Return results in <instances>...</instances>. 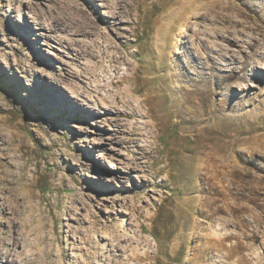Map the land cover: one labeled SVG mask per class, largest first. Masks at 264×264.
Instances as JSON below:
<instances>
[{"label":"rangeland","instance_id":"374dc122","mask_svg":"<svg viewBox=\"0 0 264 264\" xmlns=\"http://www.w3.org/2000/svg\"><path fill=\"white\" fill-rule=\"evenodd\" d=\"M86 1L91 9L99 10V14L106 18L99 0ZM172 1L142 0L140 8L149 7L150 12L126 27L134 34L120 38L126 43L120 48L122 54L134 56L130 60L132 66L158 67L159 79L154 80L156 90L167 93L172 86L166 79L168 65L172 62L169 50L173 45L171 56L194 73L202 67L210 68L206 57L210 51L225 46L223 39L228 36L238 41V46L231 48L234 61L228 62L229 68L241 69L246 58L253 57V50L248 48L251 34L240 26L231 27L235 22L224 24L212 12L199 8L180 26L161 15L160 7ZM201 2L204 0H197L195 5ZM221 2H234L242 13L251 9L264 17L260 0ZM45 7L43 0H10L0 10V18L5 27L14 26L26 36L27 25L34 24L33 13L42 12ZM2 35L0 31V154L18 159L20 170H15V180L10 188L17 190L19 201L23 202L25 187L32 191H28L32 196L31 213H27L21 224L30 249L43 255L48 263L54 259L55 264H119L132 256L129 251L123 256H114L109 250L114 243L112 239L140 236L149 241L151 252L158 249L156 258L149 264H264V73L253 78L249 67L238 70L242 78L236 80L230 90L220 92L222 97L230 96L236 106L235 111H227L219 119L216 130L225 133L226 139L212 141L224 149L223 163H227L224 173H210L207 175L210 184L205 185V176L197 173L198 162L191 150L194 143L190 139L194 138V130L183 124L168 123L162 139L168 140L165 151L169 152V159L155 166L161 168V174L154 179L156 188L137 193L133 200L126 201L123 200L127 196L126 189L134 188L138 182L134 172H130L133 176L130 177L117 162H125L133 156V149L127 148L122 141V137L129 136L131 120L121 121L122 125L118 127L109 117L104 118V114L91 107L83 117L73 118L70 109L74 107L76 97L55 80V75L75 80L83 68L82 63L90 65L94 60L76 59L65 47L47 46L42 42H31L32 48L28 50L22 38L10 43L7 36ZM154 37H157V45ZM162 44L166 46V53L157 60L153 50ZM28 52L47 66L41 82L55 87L56 96L59 100L63 98L58 105H52L44 95L35 103L24 94L31 77L18 70L15 64L22 62ZM260 52L264 50L260 49ZM104 53L108 54L106 50ZM254 60L260 62L256 56ZM37 63L40 65L41 62L38 60ZM228 63L222 62L226 71ZM260 65L264 68V60ZM103 66L109 71L113 67L107 60L103 61ZM124 68L122 66L121 73ZM93 76L99 82L102 69L93 68ZM178 84L185 85L182 81ZM92 95L89 94L88 98ZM50 97L55 100L53 95ZM176 120L171 118L170 121ZM233 138L237 141L234 142ZM162 139L157 141L159 147L164 146ZM107 154L114 159H108ZM82 164L91 167L82 170ZM98 177L101 186L106 188L100 204L107 205V208L99 205L82 210L78 204L79 194L86 189V181L94 183ZM209 185L211 193L206 196ZM122 201L129 205L132 202L131 205L137 208L141 206L140 219L129 209L120 210L118 204ZM68 207L74 208L75 212L81 211L83 218L85 216L78 250L74 249L72 238L62 232ZM49 224L54 237H58L54 243H51ZM2 225L0 221V228ZM191 232L200 239L213 240L210 262L201 259L203 245L189 240ZM216 233L225 239L227 257L226 249H217L219 238L213 236ZM252 233L258 235L256 243L249 239ZM130 263L135 264L134 260Z\"/></svg>","mask_w":264,"mask_h":264},{"label":"bare ground","instance_id":"6f19581e","mask_svg":"<svg viewBox=\"0 0 264 264\" xmlns=\"http://www.w3.org/2000/svg\"><path fill=\"white\" fill-rule=\"evenodd\" d=\"M8 1L10 0H0V10ZM99 1L106 11V18L99 14V10L91 9L86 0H43L46 7L43 11L41 10L42 12L35 11L33 13L34 24L27 25L26 29L29 31L26 34L24 32L26 36H23V33L14 26L5 27L1 18L0 31L5 37L7 36L10 43H14L18 37L22 38L28 50L32 48L31 42L35 44L42 42L47 46L55 44L58 47H65L76 59L89 58L94 60L90 65L82 63L83 68L75 80H70L63 75H55V80L67 87L76 97L77 101L74 102V107L70 109L73 118L83 117V113H86L87 109L91 107L95 112L104 114V118L109 117L118 127L122 125L121 121L131 120L129 133L127 132L129 136L121 137L126 147L133 149V156L125 162L118 161L117 163L129 173L130 177H133L130 172H134L138 184L134 188L126 189L125 194L127 196L123 200L131 201L137 193L148 192L150 188H156L154 179L161 174V168H155V166L169 159V152L165 151L168 140L162 139V133L168 123L183 124V126L191 127L194 130V138L190 140L194 143L191 150L198 162L196 170L198 174L202 173L205 176V185L210 184L207 175L212 172L224 173L223 170L227 166L225 165L227 163H223L225 160L224 149L212 142L214 139L218 141L226 139L225 133L224 135L223 132L216 130L220 125L219 119L224 117L227 111L232 112L236 109V106L231 102V97L228 95L226 98L222 97L220 92L230 90L236 80L242 78L238 70L249 67L253 78H258L264 73V68L260 65L264 60V52H260V49L264 50V17L258 16L256 11L251 9H246L244 14L234 2L223 3L221 0H204V3L201 2L200 5H195L197 0H173L169 5L160 7L161 15L180 26L185 24L186 19L197 12L199 8H205L224 24L235 22V25H231V27L240 26L244 31L249 32L251 38L248 48L253 50V57L248 56L241 69L229 68L228 62L234 61L231 48L237 47L238 41L231 36L225 37L223 39L225 46L220 47L219 50L210 51L206 57L211 64L210 68L202 67L194 73L187 71L178 63L175 56H171L173 45L172 49L169 50V57L172 58V62L168 65L166 79L172 86L166 93L162 90H156L154 87V80L159 79L158 67H150L151 65L144 68L139 65L132 66L130 60L134 56L126 53L123 55L120 51V48L126 45L120 38L134 34L126 27H130L134 21L147 15L150 8H140L142 0ZM260 1L264 9V0ZM242 17L243 19H241ZM156 38L154 37L155 45L158 43ZM165 47L162 44L153 50L157 60L163 53H166ZM104 50L107 51V55ZM254 56L260 62L255 61ZM38 60L41 62L40 65L37 63ZM104 60L113 65L110 71L103 66ZM222 62L228 63L225 65L228 71L223 69ZM10 66L12 65L10 64ZM15 66L28 78L31 77L30 80H27L31 82L24 93L28 99L37 103L38 97L44 95L52 101V105H58L63 100L62 97L59 100L60 98L56 96L55 87L41 82L47 66L39 57L37 59L28 52L26 58ZM122 66L125 67L123 73H121ZM93 68L102 69L103 76L99 82L95 81ZM180 81L184 82L185 85H179ZM92 93V98L89 99L88 95ZM50 95H53L55 100H52ZM65 104L70 106L67 102ZM171 118L178 120L173 122L170 121ZM178 136L182 137L179 134ZM161 139L164 144L163 147H159L157 144V141ZM232 140L237 141L236 138ZM13 157L0 154V221L3 224L0 228V264H55L54 259L48 263L43 255L37 251L34 252L30 249L31 247L27 246L28 243L26 244V235L22 231L21 224L27 218V213L31 211L29 209L32 205V196L29 192L32 191L25 187L23 190L25 197L21 199L23 202H20L17 190L15 188L11 190L10 185L15 180L13 175L17 170H20L18 159ZM107 158L114 159L110 154H107ZM81 166L82 170L91 167V165L85 164ZM29 181H31L30 178ZM26 184L28 185V183ZM86 186V189L81 190L82 193L79 194L78 204L82 210L85 207H97L99 205L107 208V205L100 204L101 199L104 198L103 195L106 194L105 186H101V178L98 177L94 183L86 181ZM210 188L209 185L205 191L206 196L211 193ZM145 196L149 198L147 193ZM131 203L129 205L122 201L118 207L120 210L129 209L128 211L132 215L140 219L138 214L141 206L137 208ZM66 211L62 232L72 238L74 249L78 250L82 241L81 232L84 228L83 219L85 216L83 218L81 211L75 212L74 208L71 207ZM137 228L141 229L142 226L137 225ZM49 229L53 240L51 243H54L58 237L56 235L54 237L51 225ZM6 233H8L7 236H5ZM213 236L219 238L216 245L217 249L219 251L226 249L225 256L227 257L229 254L227 252L228 247L225 248V239L218 233ZM249 239L256 243L258 235L252 233ZM189 240L194 243L199 241L203 245V253L200 257L203 261L210 262L213 240L211 238L200 239L193 232L190 233ZM112 241L114 243L111 244L109 250L114 256H123L128 251L132 256L125 262L119 261V264H132L130 263L131 260H134L135 264H149L151 260L156 258L158 252L157 248L151 252L149 241L140 236H124L121 240L112 239ZM153 241L155 240L153 239ZM56 244L58 245V243ZM54 251L56 252V250ZM59 255L57 254V256Z\"/></svg>","mask_w":264,"mask_h":264}]
</instances>
